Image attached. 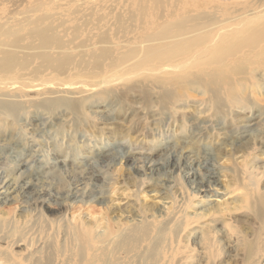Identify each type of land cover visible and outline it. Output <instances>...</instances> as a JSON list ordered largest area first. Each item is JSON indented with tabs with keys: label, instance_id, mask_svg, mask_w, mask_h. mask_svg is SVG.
Segmentation results:
<instances>
[{
	"label": "bare ground",
	"instance_id": "bare-ground-1",
	"mask_svg": "<svg viewBox=\"0 0 264 264\" xmlns=\"http://www.w3.org/2000/svg\"><path fill=\"white\" fill-rule=\"evenodd\" d=\"M4 1L11 3L13 0H0V3ZM185 1L187 7L180 6L178 0H133L135 7L128 15L117 18H147L151 30L139 32L127 43L120 44L101 29L93 36L96 41L82 51L69 47V41L62 38L64 33L58 30L59 24L53 23L61 22L58 17L63 12L59 14L56 6L52 8L50 3L57 5L59 1L26 0L27 6L12 15L0 8V117H21L32 103L36 107L52 103L59 109L62 104L74 106L78 98L95 103L103 100V96L113 100L117 110L122 106L121 100L134 94L146 109L152 104L161 112L168 106L175 112L178 102L192 98L189 92L196 93L197 87L203 86L212 90L207 99L201 101L207 108H212L210 117L229 118L227 127H221L220 118L202 122L203 128L208 127V131H214L215 138L222 140L209 153L212 170L210 168L206 179L196 171L185 172L183 176L192 184L191 188L183 186L180 198L168 194L171 204L164 212L140 204L137 208L140 220L126 224L120 219L112 220L106 210L103 211L106 214L102 231H97L95 221L86 223L79 218L71 221L69 215L73 212L69 211L66 199L75 198L74 193L69 192L67 198H62L40 191L36 197L33 195V205L40 220L25 221L22 229H18L20 223L14 216H0V264H216L223 258H220V242L228 252L239 251L246 264L264 263V165H253L254 154L260 148L258 137L264 138V0H200L192 4ZM233 3L239 6V9H233L235 16H229L231 19L220 23L217 29L211 28V19L203 20L206 19L203 16L211 12L222 11L225 16L228 14L226 6ZM62 5L64 11L77 6L64 22L75 19V15H91L96 9L95 5L82 7L81 3L57 6ZM158 17L164 21L158 22ZM77 29L73 27L74 31ZM88 48L91 51H87ZM257 70L261 73L255 76ZM229 73H248L250 83L235 80ZM26 75L37 76L40 82L32 83L35 78L31 83L26 82L30 78ZM49 85L57 90H47ZM237 107L254 110L253 118H247L246 123L257 117L258 121L248 129L238 126V116L232 113ZM173 113V123L177 122L181 129L189 126L185 118L177 119ZM100 117L107 119L105 114ZM201 131L200 125L191 128V133L197 132L196 135L202 134ZM230 137H233L232 142ZM234 139L237 142L234 143ZM229 143L231 147L225 151L223 145ZM172 146L171 140L159 146L156 144L145 162L135 161L126 153L125 161L131 162L137 173L142 172L151 179L161 165L154 158ZM203 152L204 155L207 153L205 149ZM237 153L241 160L233 161L230 169L223 170L229 178L224 189L238 192L231 202L233 205L225 202L228 207L224 208L217 203L215 208L204 206L201 212L189 214L196 197L202 193V197L206 196L210 185L217 182L220 169L214 159H233ZM106 155L101 152L99 157L102 159ZM57 160L63 164L62 160ZM168 160L167 171L172 174L179 169L185 170L175 155ZM20 168L16 169V176H2L0 205L14 202L28 191V180L23 179V183L19 180ZM172 177L170 182L174 181L175 177ZM153 179L159 181L156 177ZM146 182L141 179L136 189L141 190V185ZM78 190L75 187V192ZM93 197L103 203L105 195L98 191ZM47 203L55 205V216L43 212V208L49 207ZM231 210L250 212L256 228L250 233L238 229L231 222L232 214H236ZM223 216L225 219L221 221ZM203 217L212 226L209 231L201 225ZM220 222L221 226L216 227ZM11 225L14 229L9 228ZM19 247L22 252L15 250Z\"/></svg>",
	"mask_w": 264,
	"mask_h": 264
},
{
	"label": "rangeland",
	"instance_id": "rangeland-1",
	"mask_svg": "<svg viewBox=\"0 0 264 264\" xmlns=\"http://www.w3.org/2000/svg\"><path fill=\"white\" fill-rule=\"evenodd\" d=\"M54 1H59V4L81 3L82 7L89 5H95L96 7L95 12L91 15L82 17L75 15V19L64 22L63 20L77 6H72L68 8L70 10L66 9L64 11V5L59 7L57 6L59 4L54 5V3H50L52 8L56 6V11L59 14L63 12L58 17V19H62L61 22L53 23L59 24L58 30L60 33H64L62 38L68 40V46L70 45L69 47H72L75 51H82V49L89 47L91 42H95L96 38L94 39L93 36L101 29L110 33L112 40L120 44H125L128 40L134 38L135 35H139V32L143 33L152 28V25L147 23V18L135 20L127 17L122 19L117 18L118 15H128V12L135 7L133 0ZM195 1L200 2V0H187L191 4ZM5 2L0 3V8H5L10 15L27 6L25 5L26 0H13L11 3L6 2L7 4ZM178 4L182 7L188 6L185 0L183 2L182 0H178ZM226 9L228 14L225 16L222 11L215 12L216 14L211 12L210 14L206 13V17L203 16L206 19L203 20L211 19V28L213 26L217 29L220 23L223 24L225 20L235 16L233 9L237 10L239 6L235 4L227 5ZM163 21L164 19L158 17V22L161 23ZM73 27H78V29L74 31ZM87 51H91V49L88 48ZM259 73L261 71L257 70L255 76ZM229 75L235 80L239 79L250 83L248 73H229ZM26 76L30 77L26 82L29 81L31 83L34 78L35 80L32 83L40 82L37 76ZM49 89L53 91L57 90L55 86H51L47 90ZM211 91V89L209 90L203 86L197 87L196 93L190 91L189 94L192 98H188L183 103L181 101L178 102L176 107H174L175 112L172 109H168L170 106L162 109L161 112V109L157 105L152 106V104L146 109L141 104L140 98L134 94L130 95L131 97L129 96L126 99L127 101L121 100L122 106L117 110L115 109V103H112L114 101L110 100L109 97L103 96V100L95 103H93L94 101L92 103L84 102L78 98L75 100L76 103L74 106L62 104L59 109H55L57 106L51 105L52 103L47 105L42 104L37 107L32 103L28 107L29 109L27 108L28 111L26 110L27 112L21 117H17L19 115H10L9 117L1 116L0 180L5 174L16 176L18 174H16V169L21 167L20 170L22 172L19 180L22 181L21 183H23V179L28 180L30 187L27 189L28 191L21 195L22 198L18 197L14 202L0 205V216H14L20 223L18 229H22L25 221L34 222V220H40L39 213H37L38 210L33 205L36 197L35 194L40 191L62 198H67L69 192L74 193L77 198L66 199V202L70 206H68L69 211L73 212L72 216L71 213L69 215L72 218L71 221L73 222L77 218L86 221V223H93L95 221L98 225L97 231H102L103 222L105 221L103 217L106 214H104L106 210L112 220L120 219L121 222H127L126 224L140 220L137 213V208L140 207V204L144 207L163 210L164 212V209L168 208L171 204L169 203L170 199L168 198V194L180 198V189L183 186L186 188L189 186L191 188L190 185L192 184L185 180L183 176L185 172L196 171L200 174L199 176L206 179L209 171L212 170V157L209 159V156L212 155H209V153L211 154L213 147L221 144L222 140L221 138H219L220 140L215 138L216 136L213 135L214 131L213 133L212 131H208V127L207 129L203 128L204 124L202 122H212V119L220 118L221 127H227V124H229V120L227 119L229 118L221 117V115L219 117L215 115L216 117L214 118L210 117V114L213 113L212 108H207V104L204 105L201 101L202 99H207ZM30 95H33V92ZM154 95L156 96L157 94ZM60 97L65 98L63 95ZM262 109L264 110V108ZM253 112L254 110L237 107L232 113L238 116V126H241L243 129H248L254 121H258L259 119L257 117L250 123H246L248 122L247 118H253ZM172 113L173 117L175 116L177 119L185 118L188 121L189 129L188 127L181 129L177 122L173 123ZM255 113L257 114V112ZM104 114L107 117L106 120L100 117ZM227 115L228 111L226 112ZM198 125L202 127L201 132L203 133H198V135H196L197 132L191 133V128ZM245 125L249 126L244 127ZM209 132L213 136H209ZM261 137H258L259 143L261 144H258L260 148L258 151L256 150L253 157V165L255 167L264 165V138ZM170 140L173 146L168 148L166 153L154 158L161 165H158L160 168L155 171L151 179L145 174L142 175V172L137 173L132 168L131 162L125 161V155L127 153L133 159L135 158V161L144 160L145 162L147 161L148 155L151 154V148L156 146V144L159 146ZM229 140L232 142L233 137H230ZM235 142L237 140L234 139ZM223 147L225 151H228L231 145L229 143L228 145H223ZM204 149L207 152L205 155L203 152ZM169 151L171 152L170 154ZM101 152H106V157L101 159L99 157ZM171 155L177 157L178 164H184L185 170L183 172H181L182 169L176 170L174 174L169 172V170L167 171L168 167L166 165L168 163L166 162H169L168 158ZM207 156L208 158H206ZM241 158V155L237 153L233 156V159H214L216 166L220 169V172H217V182L213 186L212 184L210 185L205 192L206 196L202 197L204 195L202 193L201 196L196 197L194 208L188 210L189 214L201 212L204 206H213L212 208H215L219 204L227 208L228 206L224 205L225 202L227 204L230 203V206L233 205L231 202L235 200L238 192H233L231 188H228V190L224 189L229 178L223 170L226 168L230 169L233 165L232 162H239ZM57 159L62 160L63 164H59ZM170 174L175 177L173 182H170L173 180ZM154 177L159 181L154 182ZM141 179L147 182L142 184L141 190L138 191L136 186L140 183ZM230 181L233 182L234 180ZM166 184L171 185V187H167ZM75 187L79 188L76 192ZM98 191L104 192L105 197L103 203L97 202L93 197ZM81 193L85 196H81ZM88 194L90 197H88ZM135 194L138 196L135 197ZM80 199L82 201H78ZM90 199H93V202H89ZM47 205L49 207L43 208V212L48 216L50 215V217L55 216L56 213L53 211L55 205L53 203H47ZM231 212L236 213V210H231ZM242 212L232 214L231 222L233 225L238 226V229L250 233V230L253 231L257 226L254 222V216L246 210ZM224 217L221 218V221H224ZM100 219L102 220L100 221ZM202 220V227L206 231H209L212 228L211 224L208 223V220H205V217ZM220 226L221 222L220 224H216V227ZM9 228L14 229L13 225L9 226ZM220 247V256L222 255L220 258L223 257V260L221 259L216 264H225L226 262V264L245 263L241 260L239 251L238 253L235 251L228 252L223 242H220ZM15 250L22 252V247L16 248ZM238 256L239 258H237Z\"/></svg>",
	"mask_w": 264,
	"mask_h": 264
}]
</instances>
